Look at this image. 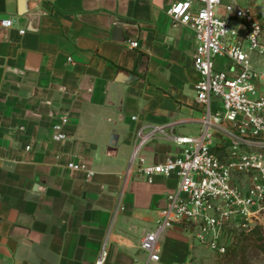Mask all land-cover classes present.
Returning a JSON list of instances; mask_svg holds the SVG:
<instances>
[{
    "label": "crops",
    "instance_id": "1",
    "mask_svg": "<svg viewBox=\"0 0 264 264\" xmlns=\"http://www.w3.org/2000/svg\"><path fill=\"white\" fill-rule=\"evenodd\" d=\"M177 1L0 0V264L148 259L141 240L179 177L150 183L133 155H180L176 137L200 134L206 113L195 33L168 14ZM229 143L216 133V152ZM160 246L150 264H190L204 247L180 225Z\"/></svg>",
    "mask_w": 264,
    "mask_h": 264
},
{
    "label": "built area",
    "instance_id": "2",
    "mask_svg": "<svg viewBox=\"0 0 264 264\" xmlns=\"http://www.w3.org/2000/svg\"><path fill=\"white\" fill-rule=\"evenodd\" d=\"M256 1L262 7L240 0H178L168 10L173 22L195 33L194 69L200 75L195 89L206 113L200 134L176 137L180 155L158 163L140 156L138 149L133 155L150 183L158 176L179 177L156 227L141 240L148 259L139 264L160 260L161 235L176 225L218 255L227 252L235 232L264 229V0ZM1 25L12 27L14 20L3 18ZM68 121L63 117L54 126L55 140L67 138ZM217 132L230 139L223 156L214 149ZM138 136L140 147L149 136L143 129ZM68 166L94 174L84 162ZM105 260L104 251L95 264Z\"/></svg>",
    "mask_w": 264,
    "mask_h": 264
},
{
    "label": "rangeland",
    "instance_id": "3",
    "mask_svg": "<svg viewBox=\"0 0 264 264\" xmlns=\"http://www.w3.org/2000/svg\"><path fill=\"white\" fill-rule=\"evenodd\" d=\"M240 1L243 5L253 8L262 7V3L256 0ZM218 62L224 64L226 60L218 58ZM218 154L224 155L222 151H219ZM237 245L236 251L227 257L218 255L204 246L192 262L195 264H264V229L258 227L256 230L244 231L240 235Z\"/></svg>",
    "mask_w": 264,
    "mask_h": 264
},
{
    "label": "trees",
    "instance_id": "4",
    "mask_svg": "<svg viewBox=\"0 0 264 264\" xmlns=\"http://www.w3.org/2000/svg\"><path fill=\"white\" fill-rule=\"evenodd\" d=\"M258 227L256 228H253L252 230H256ZM251 230V231H252ZM244 231H237L233 234L234 236V241L233 243L229 246L227 252L224 254V255H221V256H224V257H227L228 255H230L231 253H234L236 251V248H237V244H238V239L240 237V235L243 233Z\"/></svg>",
    "mask_w": 264,
    "mask_h": 264
},
{
    "label": "water",
    "instance_id": "5",
    "mask_svg": "<svg viewBox=\"0 0 264 264\" xmlns=\"http://www.w3.org/2000/svg\"><path fill=\"white\" fill-rule=\"evenodd\" d=\"M116 31H117V32H121V28H116ZM117 39H119V40H121V39H122V40H125V39H127V38L124 37V38H117Z\"/></svg>",
    "mask_w": 264,
    "mask_h": 264
}]
</instances>
